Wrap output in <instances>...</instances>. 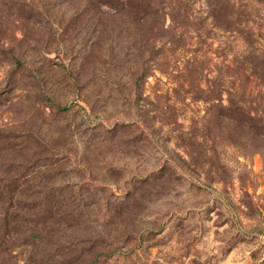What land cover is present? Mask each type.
I'll return each instance as SVG.
<instances>
[{"label": "rangeland", "instance_id": "374dc122", "mask_svg": "<svg viewBox=\"0 0 264 264\" xmlns=\"http://www.w3.org/2000/svg\"><path fill=\"white\" fill-rule=\"evenodd\" d=\"M0 264H264V0H0Z\"/></svg>", "mask_w": 264, "mask_h": 264}]
</instances>
